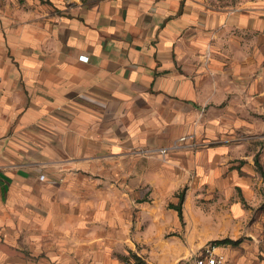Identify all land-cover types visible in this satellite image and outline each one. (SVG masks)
Instances as JSON below:
<instances>
[{"label": "crops", "instance_id": "obj_1", "mask_svg": "<svg viewBox=\"0 0 264 264\" xmlns=\"http://www.w3.org/2000/svg\"><path fill=\"white\" fill-rule=\"evenodd\" d=\"M262 142L264 0H0V264H264Z\"/></svg>", "mask_w": 264, "mask_h": 264}, {"label": "built area", "instance_id": "obj_2", "mask_svg": "<svg viewBox=\"0 0 264 264\" xmlns=\"http://www.w3.org/2000/svg\"><path fill=\"white\" fill-rule=\"evenodd\" d=\"M85 58L87 59V57ZM44 177V175H41V178ZM191 264H227V255L221 248V245L207 244L204 247L203 253L196 256Z\"/></svg>", "mask_w": 264, "mask_h": 264}, {"label": "rangeland", "instance_id": "obj_3", "mask_svg": "<svg viewBox=\"0 0 264 264\" xmlns=\"http://www.w3.org/2000/svg\"><path fill=\"white\" fill-rule=\"evenodd\" d=\"M264 143L262 142V145H261V147H260V153L262 154L263 152H264ZM259 155V154H258ZM218 240H220V238L219 239H214V238H210L209 240H208V242L206 243V245L207 244H218L217 243V241ZM232 246H233V244H231ZM236 245V244H235ZM132 257H134L132 254L131 255H129V258H130V260L132 261V264H147L146 263V261H144V259H142V258H132Z\"/></svg>", "mask_w": 264, "mask_h": 264}, {"label": "trees", "instance_id": "obj_4", "mask_svg": "<svg viewBox=\"0 0 264 264\" xmlns=\"http://www.w3.org/2000/svg\"><path fill=\"white\" fill-rule=\"evenodd\" d=\"M258 165H259V162H258ZM264 175V173H263ZM178 207V206H177ZM179 208V207H178ZM180 209V208H179ZM220 242H230V243H236V241L230 239V238H226V239H223V240H220Z\"/></svg>", "mask_w": 264, "mask_h": 264}]
</instances>
